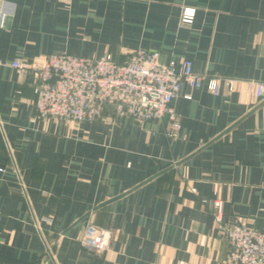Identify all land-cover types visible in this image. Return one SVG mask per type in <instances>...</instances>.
Returning <instances> with one entry per match:
<instances>
[{"label":"crops","instance_id":"obj_1","mask_svg":"<svg viewBox=\"0 0 264 264\" xmlns=\"http://www.w3.org/2000/svg\"><path fill=\"white\" fill-rule=\"evenodd\" d=\"M5 1L0 264H214L229 250L215 199L225 221L264 230V95L250 86L264 82V0ZM185 7L192 23L181 22ZM140 47L189 58L219 83L216 94L183 83L177 137L165 118L40 117L31 74L10 66L52 52L124 61ZM90 225L111 231L105 251L81 245Z\"/></svg>","mask_w":264,"mask_h":264},{"label":"built area","instance_id":"obj_2","mask_svg":"<svg viewBox=\"0 0 264 264\" xmlns=\"http://www.w3.org/2000/svg\"><path fill=\"white\" fill-rule=\"evenodd\" d=\"M12 11L13 3L0 2V27ZM193 18L194 10L185 7L181 22L189 24ZM10 66L31 74L33 106L40 117L94 121L122 115L141 122L165 118V133L171 138L177 137L181 129L173 99L183 83L195 88L206 85L215 94L219 91L217 79L193 71L191 59L162 60L159 51L143 47L124 61L111 53L91 57L52 52L39 66L18 60L11 61ZM250 86L257 97H263L264 82H251ZM213 210L217 233L229 245L226 255L214 264H264V230L247 225L238 217L225 221L221 199L213 201ZM110 239L109 229L90 225L80 242L99 253L109 247Z\"/></svg>","mask_w":264,"mask_h":264},{"label":"water","instance_id":"obj_3","mask_svg":"<svg viewBox=\"0 0 264 264\" xmlns=\"http://www.w3.org/2000/svg\"><path fill=\"white\" fill-rule=\"evenodd\" d=\"M116 198H118V197H114L113 199H111V200H114V199H116Z\"/></svg>","mask_w":264,"mask_h":264}]
</instances>
